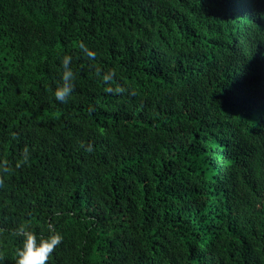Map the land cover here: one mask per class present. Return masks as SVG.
I'll use <instances>...</instances> for the list:
<instances>
[{"label": "trees", "instance_id": "trees-1", "mask_svg": "<svg viewBox=\"0 0 264 264\" xmlns=\"http://www.w3.org/2000/svg\"><path fill=\"white\" fill-rule=\"evenodd\" d=\"M4 161L0 264H264V0H0Z\"/></svg>", "mask_w": 264, "mask_h": 264}, {"label": "clouds", "instance_id": "clouds-1", "mask_svg": "<svg viewBox=\"0 0 264 264\" xmlns=\"http://www.w3.org/2000/svg\"><path fill=\"white\" fill-rule=\"evenodd\" d=\"M85 51L87 50L85 49ZM88 55L91 57L94 53L88 52ZM70 60L71 57L69 56H65L63 58L62 67L64 71L61 77L63 84L57 87L54 92L56 99L61 102H65L73 91L72 81L75 77L69 67ZM104 79L108 80L109 77L105 76ZM117 91H123V89H117ZM85 150L91 152L92 145H87ZM24 152H28L27 147H25ZM27 159L28 156L25 155L24 160L26 161ZM16 167H20L19 162ZM9 170L7 161L0 163V173H7ZM3 182V175H0V185H2ZM48 229L51 234L47 238L41 236L38 240L37 235L31 230L29 225L22 224L18 226V228L13 232V235L22 237V247L16 250V264H48L50 257L63 240V236L59 232L55 231L52 224L48 225Z\"/></svg>", "mask_w": 264, "mask_h": 264}]
</instances>
